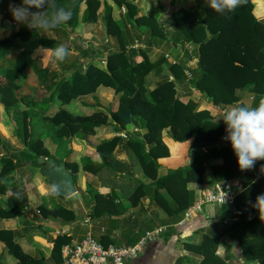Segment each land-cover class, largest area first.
Here are the masks:
<instances>
[{"label":"trees","instance_id":"obj_1","mask_svg":"<svg viewBox=\"0 0 264 264\" xmlns=\"http://www.w3.org/2000/svg\"><path fill=\"white\" fill-rule=\"evenodd\" d=\"M110 1L113 6L105 4L104 7L103 29L108 36L116 40L117 49L109 50L105 56L106 68L90 61L84 68L73 70L57 82L45 83V88L50 94L49 101H30V107L23 111V144L30 153H27L25 157L32 158L35 155L47 158L48 150L43 143L47 123L42 112L49 107L50 103L68 106L81 96L95 93L100 87L112 89L119 98L115 110L96 109L89 115L77 117L59 110L51 118V122L59 126L54 137L68 139L71 136L79 137V134L84 132V139L95 134L94 129L107 126L109 119L120 130L126 129L128 125L143 129L144 135H131L126 140V147L136 155L142 170L146 172L145 175L152 177L173 197V202L169 203L162 199L157 191L154 195L160 204L161 201L163 202L165 212L174 222L181 215L183 217L187 207L193 204L191 193L185 190V185L189 182L201 183L206 172L205 165L209 159L221 156L223 158L221 165L210 166L213 178L219 183L238 179L243 190L236 196L232 205H222L229 209L230 216L227 218V223L224 224L223 220L221 221L223 229L220 234H205L198 243L188 244L186 247L201 257V260L195 264H225V260L216 254V250L221 244V236L226 235L239 249L243 261L264 264V220L261 219L264 218V205L260 206V210L254 206L257 196L264 193V171L261 169L264 160H257L252 169L241 171L230 143L222 139L226 135L225 125L219 119L213 118L208 111L198 110L194 101L188 100L184 103L180 99L181 89L178 87L185 83L183 72L185 62L180 61L176 65L168 63L167 72L165 70L163 72L162 67L167 62L163 57L154 63L146 57L141 62H135L131 58L136 51L126 48L127 41L124 36L128 34L113 20V8L125 7L128 22L134 26L135 30L145 28L144 31H146L154 27V30H150L152 36H160L166 40L167 36L159 31L161 28H158V21L152 23L153 18L145 16L137 18V5L133 1ZM193 1L200 15L197 19L185 8L170 14L173 25L171 44L184 47L190 42L197 45L198 67L192 71L191 84L216 106L237 103L236 91L249 89L254 94L253 107H255L261 99H264V18H256L252 12L253 3L257 0H241L234 11L224 13L214 11L208 6L206 0ZM57 3L71 10V19L64 23V26L68 28L64 29L67 33H74L80 23H96L99 18L100 0H57ZM30 35L27 29L21 28L20 31L1 39L0 58L8 53L16 38L19 37L22 40L23 36ZM54 43L53 39H35L30 50L26 48L27 50L24 49L19 53L16 67L4 69L0 66V74L7 80L6 83L0 82V104L4 105L9 114L17 102L11 93L15 86L14 80L19 75L21 67L25 65V57L38 46H44L43 44L51 46ZM93 52L97 53L95 50ZM156 68L162 69L164 76L152 90L147 89L145 77ZM170 75L173 77L172 80L169 79ZM164 129H169V136L176 142L193 140V164L158 178L155 174L151 176L150 172L152 169L155 170L158 158L169 155L168 148L162 142ZM221 140L225 141V145L217 147ZM120 141L121 138L114 137L98 143L95 149L102 158L101 164L86 158L82 161L83 170L99 172L104 163L109 161ZM203 147L208 148L204 154ZM0 161L4 164L0 173V193L10 192L6 205L0 207V219L20 217L23 215L22 195L15 186L8 191L7 186L12 183L10 178H7V171L4 170V167L12 163V160L3 157ZM74 173L75 171H71L75 181ZM142 189L143 187L139 185L129 196L131 206L134 207L140 202L143 195ZM106 195L98 192L94 194L95 216L105 212L120 214L121 209L114 203L113 198ZM102 203L105 207H100ZM39 210L44 218L59 217L67 222L74 219L73 212L61 205H54L53 209L40 206ZM233 211L235 214L232 216ZM164 233L165 231L160 237ZM71 239L65 234L56 235L49 257L51 262L61 263L62 247L69 244ZM0 242L4 244L7 254L16 260V264H46L42 259L31 257L23 252L13 230L0 229ZM100 242L104 246L109 245L108 240L103 239ZM231 248V245L226 244V250L229 252L228 260L234 262ZM136 259L128 261L127 264H134Z\"/></svg>","mask_w":264,"mask_h":264},{"label":"crops","instance_id":"obj_2","mask_svg":"<svg viewBox=\"0 0 264 264\" xmlns=\"http://www.w3.org/2000/svg\"><path fill=\"white\" fill-rule=\"evenodd\" d=\"M130 1H133L137 5V18L141 16L153 18L152 23H154V21H158L159 27L161 28L159 31L167 36V40L162 39L160 36H152L150 30H154V27L152 29L148 28L146 31H144L145 28H140L138 31L135 30L134 26L128 22L126 17L127 9L125 7L113 8V20L128 34V36H124L127 41L126 48L136 51V53L131 57L135 62H141L144 57L152 63L157 62L161 57L165 58L167 61L162 67L163 70L156 68L149 73L147 77H145V87L152 90L157 83L162 80L164 76L163 72L164 70L167 72L166 68L169 65V61L166 59L165 55H169L177 59L181 57V61L183 62L191 61L193 69L195 70L198 67L199 60L197 45L188 42L184 45V47H179L178 45H172L170 42L171 34L173 33V25L170 19L171 12L185 8V10H188V12L197 19L200 15L199 11L196 9L194 1ZM100 2L101 6L98 11L99 19L96 22L97 25L99 24L97 26L99 28L97 33L93 34L91 33V30H89L93 26V23H80L74 33H67L65 30L68 28L65 27L64 24H61L57 28L53 29V32L69 35V40L72 39L71 35H77L76 40L79 41V45L68 48V50L70 49L72 54L80 55V57L75 56L76 62L74 63L76 65L83 63V68L90 61H93L97 66H103L106 68L105 56L109 50L115 51L117 49L116 40L105 33L102 22L105 4L110 6H113V4L110 0H100ZM252 12L256 18H264V0H257L254 2ZM165 28H167V31H165ZM80 31L82 34L78 35L77 33ZM92 36L94 37L91 39ZM49 37L55 40V42L59 40L55 34ZM93 42H95V44H91ZM93 45H99V47ZM93 50L97 53L95 54ZM50 56L51 50H47L46 54H43L42 56L43 61H46L45 69L52 61ZM78 68L79 67L76 66L70 70H60L59 75L58 73L56 75L53 74V77L46 82H48V84L51 81L57 82L62 76L70 74L73 70ZM49 73H51V71H49ZM169 79L172 80L173 77L170 75ZM178 88L181 89L179 91V97L184 103L188 100L194 101L198 110L208 111L213 118H216L218 114L222 112V109L227 110L237 105H246L249 107H253L254 105V94L249 89H240L236 91V95L238 96L237 103L232 105L216 106L209 99L205 98L198 90H196L191 84V81L187 82L186 77L185 83ZM49 95V93L45 95V97H48V101ZM118 100V96L113 93L112 89L100 87L95 93L81 96L68 106L74 105L76 107V112L79 115H89L96 109L102 111H106L107 109L115 110ZM219 120L225 125L222 119ZM108 122L107 126L98 128L95 137H92L93 141L85 140L84 138L81 139L80 142V140L76 139L78 143H75L76 145L73 144V150L65 152V155L63 156L65 159L60 161H55L56 158L51 160V162L54 163L45 162V159L41 164L38 163V161H25L24 158L30 160L32 159L25 157L27 153L30 154L28 151L25 152L26 154H22L23 158L16 156L17 161L22 163L24 166H19V168L14 167L13 170L16 171V175L14 177L17 178L18 181L10 178L12 184L7 186L8 191H10L13 186L20 187L29 198L28 203L30 204L31 209H33L36 204L34 209L37 213H29L30 210L27 211L28 208L26 207V203H23V215L10 219H0V229L13 230L17 235V242L25 254L34 258H40L46 264H54L53 261L51 262L49 260V257L54 246V239L57 235L56 230H60L65 227L72 228L73 238L75 240L80 239L86 230V225L82 224V219H84V217L81 214L83 209H86V211L88 210L91 212L90 225L93 236L99 241L103 239L105 241L108 240L109 244L132 245L144 232L153 230L160 226L166 227L165 233L159 238V240L148 244L139 254L134 264H195L199 262L201 257L191 252V250H189L186 246L188 244L198 243L201 237L205 234H220V231L223 229L221 221L230 216L229 209L226 206L207 207L202 211V213L180 226L178 223L183 218L182 215L176 222L172 221L173 219L167 215L163 208V202L161 201L160 204V201H158L154 195L155 191H157L161 198L169 203L173 202V197L152 177L145 175L146 172L142 170L136 155L132 150H129L126 147V140L131 135L139 134L142 136L145 131L141 128H136L134 125H128L126 129L120 130L114 126L111 119H109ZM114 137L121 138V141L116 145L109 161L104 163L101 170L97 173H94L93 171H83V159L85 160L86 158H89L92 162L101 164L102 158L96 151L95 146L98 142L107 139L109 140ZM192 141V139H189L184 142H176L169 136V129H164L162 131V142L168 148L169 155L167 157H160L156 160L157 165L155 166L154 171L153 169L151 170L150 175H157L158 178H163L174 170L186 168L193 164L194 151L192 148ZM223 145H225V141L221 140L217 144V147H222ZM207 149V147L202 148L203 154L207 151ZM66 161L69 162V167L66 166ZM47 163L54 166L64 163V169L70 174L71 171H73L71 167L76 166V163L79 164V166L76 167V170H74L76 171L74 173V186L77 191L83 194V202L80 206L71 204L72 201L73 203H76L77 201V198L73 196V194L69 197H65L49 184L47 178L41 173V169ZM222 163L223 158L219 155L214 159H209L208 163L205 165L206 172L203 181L201 183L189 182L185 185V190L191 193L192 203L195 202L201 191L212 190L216 186L223 184L217 182L213 178L212 171L210 169V166H218ZM26 166L28 168H37L40 170V174L35 175L32 182L27 180L25 181L21 178V176H19L21 172L27 169L25 168ZM22 177L24 178V175H22ZM80 178H82V181ZM21 180L24 181V184L21 183ZM139 185L143 187V195L138 205L133 207L131 206L129 196ZM97 192L102 195L107 194L111 196L114 203L119 209H121L120 214H107L105 212L101 215L95 216L94 194ZM9 194L10 192H8L6 196L0 195V198H2V200L6 203V199ZM57 195L62 198L71 199V201L66 202L65 199L63 200ZM3 201L1 202L0 200V207H4L5 203L3 205ZM103 204L104 203L100 204V207H105ZM54 205H63L64 208L72 211L74 219L67 222L59 217L55 218L48 216L44 218L39 210L40 206H46L48 209H51ZM191 205L192 204L189 206ZM220 239L221 244L217 248L216 254L218 255L222 252L223 255H227L229 257V252L226 250V244L229 245L230 242L227 238H225V235L221 236ZM232 247L234 248L235 246ZM231 253L234 256L233 258L237 259V255L232 252V248ZM232 263L234 264V262ZM0 264H16V260L7 254L2 242H0Z\"/></svg>","mask_w":264,"mask_h":264},{"label":"rangeland","instance_id":"obj_3","mask_svg":"<svg viewBox=\"0 0 264 264\" xmlns=\"http://www.w3.org/2000/svg\"><path fill=\"white\" fill-rule=\"evenodd\" d=\"M19 2H20V0H0V25H3L6 29L4 35L2 37H0V40L8 37L9 35H11L14 32L20 31L21 28L27 29L23 25H17L12 20V16L9 12L10 4H18ZM161 20H163V19H161ZM9 24L13 25V27L11 29H8ZM98 25L96 23H93V26L89 29V30H91V33L95 34L99 31V28L97 27ZM158 28H159V24H158ZM27 30L31 35L29 37L23 36L22 40L19 37L16 38L15 41L13 42V44L11 45L8 53L4 57L0 58V66L2 68L13 69L14 66L16 67L18 65L17 57H18L19 53L22 52L26 48H28L30 50L32 48V42L35 39L42 38L44 40H47V39H51L49 36H52L53 34H55L59 40L56 41L51 46H49L48 44H43L44 46H38V47L32 49L29 56L25 57V59H24L25 65L23 67H21V71H20L19 75L14 80L15 86H14V90L11 93V96H14L16 98L17 102H16L15 106L10 110V114L6 111L4 105L0 104V158L4 157V158H10L12 160V163H10V164H8V166L4 167V170L7 171V178H12L16 181H18V179L14 177L16 175V171H14L12 168L13 167L19 168V166H24L22 163L17 161L16 156L23 158L22 154L27 151L26 147H24V144H23V132H22L23 111L26 108L30 107V105H29L30 101H37V100H39L41 102H47L48 101V97H45V95L49 92L44 87V83H46L47 80H50L53 77V74L56 75L58 73V75H59L60 70H62V71L70 70L76 66L79 68L83 67V63H81L79 65H76L74 63V62H76L75 56L80 57V55L79 54H77V55L72 54L71 50L70 49L68 50V48H72L75 45H79V41L76 40L77 39L76 34L74 36L71 35L72 39L69 40L68 39L69 35H64L63 33L59 34V33L53 32V30L50 33H48L46 36L36 35L31 30H29V29H27ZM165 31H167V28H165ZM77 34L80 35V34H82V32L80 31ZM93 37L94 36H92L91 39ZM91 39H90V41H91ZM61 44L64 45L65 48L68 50V52H67L68 55L66 56V58L63 61H56L53 57L50 56L52 61L47 65V68L45 69L46 61H43V59H42L43 54L45 55L47 50H51L55 46L61 45ZM91 44H95V42H93ZM93 46L99 47V45H93ZM182 46L179 45V47H182ZM94 49H95V47H94ZM194 50H195V45H194ZM181 59H182L181 57L178 58L179 61H181ZM49 71H51V73H49ZM0 82H2V83L7 82L6 78H4V76L1 74H0ZM59 110H64L67 114H69L70 116H73V117L80 116L76 112V107L74 105L58 106L54 103H51L49 105V107L45 111L42 112V116H43V118L46 119L45 121L47 123V131L45 132L46 137H45V141L43 142L45 148L48 150L47 158H44L45 162H51V160L52 159L54 160V158H56L55 161H58V160L60 161L62 159H65V158H63V156L65 155V152L73 150V144L76 145L75 143H78L76 139L80 140V142H81V139H83V136H84L83 135L84 132H81L79 134V137L71 136L68 139L66 137H63V138L62 137H54V133L57 130H59V126H55L51 122V118H53L54 115L57 114V112ZM40 123H42V122L40 121ZM43 126H44V123H43ZM94 130H95V134H96L98 131V128H96ZM95 134H93L94 136L92 135V136L86 137L85 140L93 141L92 137H95ZM98 143H100V142H98ZM13 158H14V160H13ZM40 158H43V157H38V156L33 155L31 160L25 159V158H24V160L34 162V161H39ZM66 162H67V164H66L67 167H69L70 166L69 162L68 161H66ZM51 163H54V162H51ZM75 165H76V167L79 166V164H77V163ZM3 166H4V164L2 163V161H0V173L3 169ZM25 168H27V169H25L20 174L18 173L19 176H21V178L24 179L25 181L27 180L29 182H32L35 175L40 174V170H38L37 168L32 169V168H28L27 166ZM71 168L73 169V171L76 170L75 166H72ZM22 175H24V178L22 177ZM19 179H20V177H19ZM80 180L82 181V178H80ZM21 183L24 184V181L21 180ZM18 189L20 191V194L22 195V199H23L24 203H26V207L28 208L27 211L30 210L29 213H32V214H34V212L37 213V211L34 209L36 207V204L34 205V208L31 209V206L28 203L29 198L26 196V194L22 191V189L20 187H18ZM242 190H243V187H242ZM242 190H241V192H242ZM0 195L6 196V193H4V194L0 193ZM73 196H75L77 198V201H76V203H73V201H72L71 204H73V205L76 204V205L80 206V204L83 202V194L80 193L79 191H77L75 194H73ZM58 197L63 199V200L65 199L66 202L71 201V199L62 198L60 196H58ZM7 199H8V197H7ZM7 199H6V203H7ZM0 200H1V202L3 201L2 198H0ZM4 203H5V201H3V205H4ZM6 203H5V205H6ZM61 206H63V205H61ZM51 209H53V208H51ZM90 213L91 212H89L88 210L86 211V209H83V212L81 214L83 215L84 218L90 219L91 218ZM234 214L235 213L233 211L231 213V215L233 216ZM225 220H227V222H228L227 218H225ZM62 230L67 231V230H72V228L65 227ZM72 232H73V230H72ZM225 238H227L228 241L230 242L229 245L235 246L234 248L232 247V252H234L237 255L236 256L237 259H235L234 264H251V263H248L246 261H243L242 256H240V251L236 247V245H234V243L226 235H225ZM218 255H220V258H223L225 260V264H233L230 260H228L227 255H223L222 252L219 253ZM61 263H62V261H61Z\"/></svg>","mask_w":264,"mask_h":264},{"label":"clouds","instance_id":"obj_4","mask_svg":"<svg viewBox=\"0 0 264 264\" xmlns=\"http://www.w3.org/2000/svg\"><path fill=\"white\" fill-rule=\"evenodd\" d=\"M206 2L214 11L224 13L234 11L241 0H206ZM9 12L17 25H23L40 36H46L59 25L67 23L72 15L71 10L60 6L57 0H20L18 4H10ZM12 27V24L8 25V29ZM5 31V27L0 25V37ZM67 55V50L62 44L51 49V56L56 61H63ZM217 119H222L226 125V135L222 139L230 143L241 171L252 169L257 160H264V99H261L255 107L246 105L231 107L220 112ZM261 169L264 171V165ZM261 205H264V193L257 196L254 206L260 210Z\"/></svg>","mask_w":264,"mask_h":264},{"label":"built area","instance_id":"obj_5","mask_svg":"<svg viewBox=\"0 0 264 264\" xmlns=\"http://www.w3.org/2000/svg\"><path fill=\"white\" fill-rule=\"evenodd\" d=\"M165 57L170 64H178V59L169 55H165ZM192 68V62L187 61L183 70L187 81L193 79ZM241 190L242 186L238 180H229L212 190L201 191L195 202L185 210L183 218L178 225H183L186 220H190L202 213L208 206L232 205ZM90 221L91 219L89 218L82 219V224L86 225V230L78 240L73 238L72 230H56L57 235L65 234L72 238L69 244L62 247L61 264H127L128 261L137 258L148 244L158 240L160 235L166 230V227L160 226L146 231L132 245L109 244L104 246L94 238ZM223 223H227V220L224 219Z\"/></svg>","mask_w":264,"mask_h":264},{"label":"water","instance_id":"obj_6","mask_svg":"<svg viewBox=\"0 0 264 264\" xmlns=\"http://www.w3.org/2000/svg\"><path fill=\"white\" fill-rule=\"evenodd\" d=\"M43 160V158H40L38 163L41 164ZM41 173L47 178L49 184L63 196L69 197L76 193L77 189L74 186V179L72 175L64 169V163L58 166L47 163L41 169Z\"/></svg>","mask_w":264,"mask_h":264}]
</instances>
